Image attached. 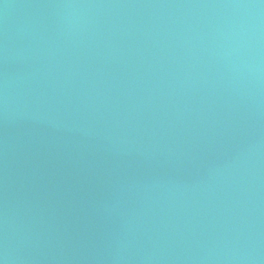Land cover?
<instances>
[{"label":"water","instance_id":"95a60500","mask_svg":"<svg viewBox=\"0 0 264 264\" xmlns=\"http://www.w3.org/2000/svg\"><path fill=\"white\" fill-rule=\"evenodd\" d=\"M0 264H264V0H0Z\"/></svg>","mask_w":264,"mask_h":264}]
</instances>
